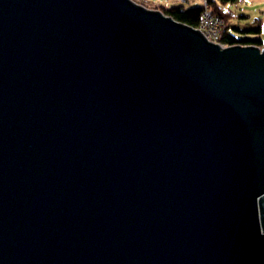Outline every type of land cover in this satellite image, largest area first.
Instances as JSON below:
<instances>
[{
  "label": "water",
  "instance_id": "water-1",
  "mask_svg": "<svg viewBox=\"0 0 264 264\" xmlns=\"http://www.w3.org/2000/svg\"><path fill=\"white\" fill-rule=\"evenodd\" d=\"M0 264H264V47L0 0Z\"/></svg>",
  "mask_w": 264,
  "mask_h": 264
},
{
  "label": "trees",
  "instance_id": "trees-1",
  "mask_svg": "<svg viewBox=\"0 0 264 264\" xmlns=\"http://www.w3.org/2000/svg\"><path fill=\"white\" fill-rule=\"evenodd\" d=\"M246 0H207L208 8L221 14L226 19V27L222 33L221 39L224 43L230 45H253L257 47L264 46V27L263 18L258 17L249 20L251 16L236 12L234 9H226L230 4L244 2ZM137 2V1H136ZM164 12L186 23L189 26H199L203 20L205 6H191L189 3H181L172 6H162Z\"/></svg>",
  "mask_w": 264,
  "mask_h": 264
},
{
  "label": "rangeland",
  "instance_id": "rangeland-1",
  "mask_svg": "<svg viewBox=\"0 0 264 264\" xmlns=\"http://www.w3.org/2000/svg\"><path fill=\"white\" fill-rule=\"evenodd\" d=\"M138 4H142L148 9H156L160 11L162 10V6H172V5H178L181 3L190 4L191 6H202L204 3V0H135ZM226 9H234L236 12L242 13V14H248L250 17L249 20L262 17L264 18V0H246L244 2H238L236 4H230L226 6ZM264 37V32H263ZM248 46V45H246ZM262 46L261 48H263Z\"/></svg>",
  "mask_w": 264,
  "mask_h": 264
},
{
  "label": "built area",
  "instance_id": "built-area-1",
  "mask_svg": "<svg viewBox=\"0 0 264 264\" xmlns=\"http://www.w3.org/2000/svg\"><path fill=\"white\" fill-rule=\"evenodd\" d=\"M206 10L203 16V20L196 26L197 29H200L207 40H210L214 43H219L221 47L232 46L226 44L222 41L221 36L226 27V19L219 13L214 12L212 9L207 7V0H205Z\"/></svg>",
  "mask_w": 264,
  "mask_h": 264
},
{
  "label": "bare ground",
  "instance_id": "bare-ground-1",
  "mask_svg": "<svg viewBox=\"0 0 264 264\" xmlns=\"http://www.w3.org/2000/svg\"><path fill=\"white\" fill-rule=\"evenodd\" d=\"M184 3V2H183ZM208 3V2H207ZM203 6H205L206 7V5H205V0H204V3H203ZM207 7H208V4H207ZM246 46V45H245Z\"/></svg>",
  "mask_w": 264,
  "mask_h": 264
},
{
  "label": "crops",
  "instance_id": "crops-1",
  "mask_svg": "<svg viewBox=\"0 0 264 264\" xmlns=\"http://www.w3.org/2000/svg\"><path fill=\"white\" fill-rule=\"evenodd\" d=\"M262 18V17H261ZM263 27H264V18H263Z\"/></svg>",
  "mask_w": 264,
  "mask_h": 264
}]
</instances>
